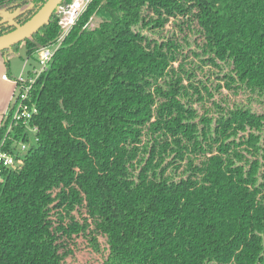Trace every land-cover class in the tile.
I'll return each mask as SVG.
<instances>
[{
  "label": "trees",
  "instance_id": "obj_1",
  "mask_svg": "<svg viewBox=\"0 0 264 264\" xmlns=\"http://www.w3.org/2000/svg\"><path fill=\"white\" fill-rule=\"evenodd\" d=\"M46 1L0 0V36ZM59 37L54 12L0 53ZM243 96L264 105V0H92L32 86L36 132L8 134L27 150L0 171V264L82 243L100 264H264V114Z\"/></svg>",
  "mask_w": 264,
  "mask_h": 264
},
{
  "label": "built area",
  "instance_id": "obj_2",
  "mask_svg": "<svg viewBox=\"0 0 264 264\" xmlns=\"http://www.w3.org/2000/svg\"><path fill=\"white\" fill-rule=\"evenodd\" d=\"M92 0H62L55 9L57 25L60 30V37L55 44L41 47L37 53V62L39 68H33V72L27 73V78L20 76L19 79H10L8 76H2V79L12 82L14 90L10 103L3 115L0 126H4V133L0 139V171L3 169L15 170L23 164V154L27 150L25 143H15L10 145L11 151L4 150L7 143L8 134L13 131L15 126L24 124L27 129L35 133L36 127L30 128L27 123L36 109L32 104L29 106L28 97L35 81L41 76L49 66L51 59L59 48L63 38L68 34L79 18L80 11L87 7ZM29 60V59H27ZM27 62L25 61V65Z\"/></svg>",
  "mask_w": 264,
  "mask_h": 264
},
{
  "label": "rangeland",
  "instance_id": "obj_3",
  "mask_svg": "<svg viewBox=\"0 0 264 264\" xmlns=\"http://www.w3.org/2000/svg\"><path fill=\"white\" fill-rule=\"evenodd\" d=\"M86 8L87 7H84V9L80 11L79 18L83 14V12L86 10ZM98 23H99V19L93 16L89 19L86 26L87 28H94ZM0 55L2 56L1 60H2V65L4 67H6V64L8 62V69L10 71L9 73H10L11 78L19 79L20 76H22L23 78L26 79L28 71L33 72V68H35L36 70L39 68L36 55H35L34 60L26 59L24 45H21L19 47L17 53H10V54L0 53ZM25 61L27 62L26 65H25ZM7 74L8 73L6 71V75ZM249 99L250 98L248 96L242 97V101L248 104L250 109L253 112L264 114V105L256 101L257 99H250V101ZM71 106L74 107L75 102H73ZM24 145L27 148V144H24ZM113 239L114 238L112 237L111 240ZM102 261H103V258H102L101 252L97 253L89 248L83 247V243H82V247H80V249H76V248L74 249V253L70 260V264H100Z\"/></svg>",
  "mask_w": 264,
  "mask_h": 264
},
{
  "label": "water",
  "instance_id": "obj_4",
  "mask_svg": "<svg viewBox=\"0 0 264 264\" xmlns=\"http://www.w3.org/2000/svg\"><path fill=\"white\" fill-rule=\"evenodd\" d=\"M61 2L62 0H47L29 21L14 31L0 36V51L9 49L37 32L52 17Z\"/></svg>",
  "mask_w": 264,
  "mask_h": 264
},
{
  "label": "crops",
  "instance_id": "obj_5",
  "mask_svg": "<svg viewBox=\"0 0 264 264\" xmlns=\"http://www.w3.org/2000/svg\"><path fill=\"white\" fill-rule=\"evenodd\" d=\"M2 56L0 55V125L2 122L3 115L10 103V100L12 98V93L14 90V85L12 82L2 79V76L7 75L10 78V71L8 68L4 67L2 65Z\"/></svg>",
  "mask_w": 264,
  "mask_h": 264
},
{
  "label": "flooded vegetation",
  "instance_id": "obj_6",
  "mask_svg": "<svg viewBox=\"0 0 264 264\" xmlns=\"http://www.w3.org/2000/svg\"><path fill=\"white\" fill-rule=\"evenodd\" d=\"M55 12V11H54Z\"/></svg>",
  "mask_w": 264,
  "mask_h": 264
}]
</instances>
